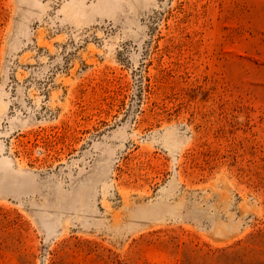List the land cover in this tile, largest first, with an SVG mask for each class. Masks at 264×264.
Wrapping results in <instances>:
<instances>
[{"label": "rangeland", "instance_id": "obj_1", "mask_svg": "<svg viewBox=\"0 0 264 264\" xmlns=\"http://www.w3.org/2000/svg\"><path fill=\"white\" fill-rule=\"evenodd\" d=\"M0 264H264V0H0Z\"/></svg>", "mask_w": 264, "mask_h": 264}]
</instances>
